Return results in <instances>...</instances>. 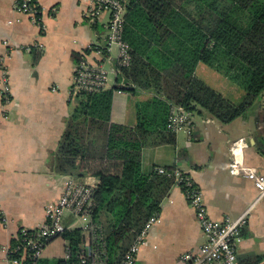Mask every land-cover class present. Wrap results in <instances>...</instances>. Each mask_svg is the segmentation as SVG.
<instances>
[{"label": "crops", "instance_id": "0c3cea01", "mask_svg": "<svg viewBox=\"0 0 264 264\" xmlns=\"http://www.w3.org/2000/svg\"><path fill=\"white\" fill-rule=\"evenodd\" d=\"M17 1L0 0V59L4 57L0 63L7 69L12 94L0 117V264H8L6 248L17 241L21 229L35 230L43 224L46 208L56 203L66 177L71 176L58 173L52 159L65 120L77 104L76 96L70 94L76 62L84 58L90 65L102 66L107 72L106 89H110L115 85L118 51L116 45L107 44L108 15L95 22L85 17L91 0H38L41 25L16 13ZM34 52L39 55L36 63ZM152 96L146 91H114L110 122L134 126L135 104ZM262 118L260 107L248 117L225 124L204 112H193L190 131L175 133L174 144L142 149L141 171L178 169L201 189L212 220L236 218L255 200L257 191L251 181L229 173V146L245 138L244 162L264 172ZM71 177L79 182L93 179ZM157 214L159 222L149 229L132 264H184L179 255L195 252L205 237L175 183ZM73 219L66 214L63 220L68 230L77 228ZM240 236L236 254L241 264H264V199L253 206ZM61 239L44 247L39 262L64 257L66 241ZM54 246L63 248L62 254Z\"/></svg>", "mask_w": 264, "mask_h": 264}, {"label": "trees", "instance_id": "16d2710c", "mask_svg": "<svg viewBox=\"0 0 264 264\" xmlns=\"http://www.w3.org/2000/svg\"><path fill=\"white\" fill-rule=\"evenodd\" d=\"M122 1L129 65L119 68L113 88L76 95L52 159L60 174L97 180L91 222L104 264L119 262L175 183L156 169L141 171L143 148L175 143V133L166 130L171 108L204 112L225 124L244 117L264 93V0ZM38 59L34 52L33 63ZM201 64L239 86L240 102L202 80L197 75ZM116 90L153 94L135 104L132 127L110 122ZM61 237L71 257L37 264H79L82 229H66Z\"/></svg>", "mask_w": 264, "mask_h": 264}, {"label": "built area", "instance_id": "2783aa9c", "mask_svg": "<svg viewBox=\"0 0 264 264\" xmlns=\"http://www.w3.org/2000/svg\"><path fill=\"white\" fill-rule=\"evenodd\" d=\"M14 11L27 16L32 23L41 25V10L38 0H18ZM108 15L107 44L117 46L116 75L120 67H126L130 62L129 45L122 39L125 3L122 0H91V6L85 13L89 22H95L102 14ZM4 56V55H3ZM4 58V57H3ZM3 58L0 60L2 61ZM107 88V72L102 66L90 65L82 58L76 62L73 71V81L70 94L76 96L80 92H99ZM121 91V90H118ZM260 108L263 121L259 128L264 131V93L261 94ZM0 117L5 115L3 105L12 100L8 72L3 62L0 63ZM191 113L181 106L171 108L168 115L166 130L177 133L181 130L190 131ZM247 142L245 138L233 141L229 146L231 163L229 173L251 181L257 191L255 200L236 218L221 221L212 220L203 201L201 189L192 178L178 169L157 167L156 171L174 179L194 215L205 237V242L195 252H185L179 255V261L184 264H241L236 254V246L240 241V230L247 224L253 206L264 199V172H257L247 165L243 159V149ZM95 178L88 182H79L71 176L66 177L63 190L56 203L45 210V221L35 230L21 229L15 246L6 248L8 264H37L44 247L53 239L61 237L67 229L63 220L66 214L74 218L88 217L89 223L82 226L84 241L79 252V264H104L95 248L96 226L91 222L93 208V190L96 187ZM159 222L158 214L152 215L117 264H132L140 247L146 242L149 229ZM71 257V250L66 242L64 259Z\"/></svg>", "mask_w": 264, "mask_h": 264}, {"label": "rangeland", "instance_id": "374dc122", "mask_svg": "<svg viewBox=\"0 0 264 264\" xmlns=\"http://www.w3.org/2000/svg\"><path fill=\"white\" fill-rule=\"evenodd\" d=\"M197 75L212 88L218 90L219 92H222L224 96L227 97L229 100L236 103L240 102L242 98L243 90L235 83L231 82L226 77L222 76L220 73H217L212 69H210L209 67L201 64L197 68ZM260 102H261V98L259 97L258 99L255 100L252 106L249 107L245 116L248 117L250 113H255V111L258 110L260 107ZM73 221L76 223L77 228H81L82 226H86L89 223V218L88 217L74 218ZM61 242H62L61 237L56 238V240L53 241V243H61ZM54 249H56L58 252L60 251V254H62L63 252V248H61L60 246L58 249L55 248L54 246Z\"/></svg>", "mask_w": 264, "mask_h": 264}]
</instances>
